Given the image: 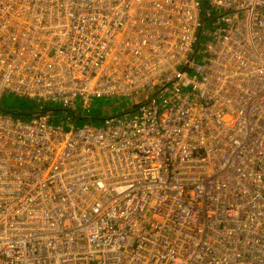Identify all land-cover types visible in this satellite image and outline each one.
<instances>
[{
	"label": "built area",
	"instance_id": "2783aa9c",
	"mask_svg": "<svg viewBox=\"0 0 264 264\" xmlns=\"http://www.w3.org/2000/svg\"><path fill=\"white\" fill-rule=\"evenodd\" d=\"M9 93L0 264H264V0H0Z\"/></svg>",
	"mask_w": 264,
	"mask_h": 264
},
{
	"label": "rangeland",
	"instance_id": "374dc122",
	"mask_svg": "<svg viewBox=\"0 0 264 264\" xmlns=\"http://www.w3.org/2000/svg\"><path fill=\"white\" fill-rule=\"evenodd\" d=\"M3 94L1 97V108L4 109H13L15 106L20 105L25 99L21 96L15 95L14 93ZM26 101V100H25ZM117 99L112 100H106L104 98H97L94 99L91 102L90 108L88 111L84 110L83 112L88 114L89 117H94V120L90 121V123L94 125H100L103 123L102 119L109 117V116H115L119 115L120 113L127 111L131 107V101L125 100V98H122L121 102L117 104ZM27 104L33 105L32 102L26 101ZM126 105L129 106L128 109L126 108ZM28 120V119H27Z\"/></svg>",
	"mask_w": 264,
	"mask_h": 264
},
{
	"label": "trees",
	"instance_id": "16d2710c",
	"mask_svg": "<svg viewBox=\"0 0 264 264\" xmlns=\"http://www.w3.org/2000/svg\"><path fill=\"white\" fill-rule=\"evenodd\" d=\"M1 99H2V97L0 98V102H1ZM23 100L24 101L20 105L15 106V108H13V109H4V108H1V105H0V110H2L4 112H7V113H10V114H12V115H14L16 117H20V118H22L24 120H27L32 115H34V113L38 110L39 106L36 105L35 102H33V101H31V100H29L27 98H25ZM25 100L28 101V102H32L33 105L27 104ZM89 108L85 109V110L88 111ZM128 108H129V106L126 105L125 109H128ZM44 109H46L47 111H51L52 112L53 120L55 122L68 121L71 124H73L75 126H78V125H81V124H84V123H90V121L94 120V117H89L88 114L83 112L84 110L82 108H76V109H74L72 111H66V110L62 109V107L59 104L51 103V104L45 105ZM103 120L104 119H102V121Z\"/></svg>",
	"mask_w": 264,
	"mask_h": 264
},
{
	"label": "bare ground",
	"instance_id": "6f19581e",
	"mask_svg": "<svg viewBox=\"0 0 264 264\" xmlns=\"http://www.w3.org/2000/svg\"><path fill=\"white\" fill-rule=\"evenodd\" d=\"M8 95H10V94H8Z\"/></svg>",
	"mask_w": 264,
	"mask_h": 264
}]
</instances>
